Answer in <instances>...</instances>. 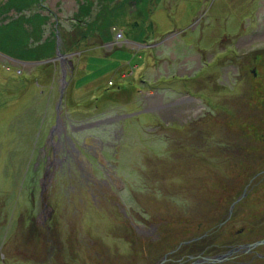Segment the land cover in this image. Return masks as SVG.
Instances as JSON below:
<instances>
[{
    "label": "rangeland",
    "instance_id": "obj_1",
    "mask_svg": "<svg viewBox=\"0 0 264 264\" xmlns=\"http://www.w3.org/2000/svg\"><path fill=\"white\" fill-rule=\"evenodd\" d=\"M18 1L0 0L2 264H151L204 234L207 255L264 238V0H28L31 19ZM234 256L264 264V246Z\"/></svg>",
    "mask_w": 264,
    "mask_h": 264
},
{
    "label": "flooded vegetation",
    "instance_id": "obj_2",
    "mask_svg": "<svg viewBox=\"0 0 264 264\" xmlns=\"http://www.w3.org/2000/svg\"><path fill=\"white\" fill-rule=\"evenodd\" d=\"M61 127L62 126L60 124H58L57 128L53 131V133H55V134L57 133L59 136V133H62L64 131L61 129ZM26 176H27V174L23 178L26 179ZM44 177H46V174L44 175ZM28 178L34 179L33 176H31V177L29 176ZM42 184H43V182H38V186L43 189L44 186ZM29 194H31V197H33V192H31ZM40 194L42 195L43 191L40 192ZM46 210H47V207H46V205H44L42 208V215L43 216H44ZM48 215H50V212L48 213ZM226 219H227V217H226ZM226 219H225V221H226ZM31 221L35 222L34 219H32ZM38 221L42 223V221H40V220H38ZM148 227H150V231L154 230V227L152 225H149ZM220 227H222V224L220 225ZM143 234H145V233H143ZM144 236L150 237L153 241H157V239H158L157 235H144ZM207 237H208V234H204L203 236H200L197 238H191L188 241H180L175 245V249H173L172 251H170L168 253L163 254V256H161V258H159L158 260L152 261L151 264H193L194 262H196L198 259H200L202 257H212V256L222 254V252H220V253H215V254L209 253L207 255L206 252L209 251V249H210V246L208 244H206ZM0 238H1L0 239V250H2L4 247V244L6 242V239H7V235L0 236ZM34 239H37V235H35ZM15 242H16V240H15ZM241 246L244 247L241 251H245L246 254L250 253V251H247L245 249L247 247L246 245H241ZM232 247H234V246L227 247L226 251L233 249ZM238 247H240V246H238ZM30 248H34V246L30 242V239L29 240H22L21 242H18L15 245H13V251H14V254H15L17 259L20 256L24 255L23 254L24 249H30ZM26 251H27V254L32 252L30 250H26ZM241 251H239V252H241ZM239 252L234 253L232 255V257L229 258V260L227 262H230L235 257L234 255L238 254ZM4 260H5L4 254L0 253V264L4 263ZM227 262H225V263H227ZM41 263L44 264V261H42ZM15 264H17V263H15Z\"/></svg>",
    "mask_w": 264,
    "mask_h": 264
},
{
    "label": "water",
    "instance_id": "obj_3",
    "mask_svg": "<svg viewBox=\"0 0 264 264\" xmlns=\"http://www.w3.org/2000/svg\"><path fill=\"white\" fill-rule=\"evenodd\" d=\"M57 56L59 57L60 61H62V57L59 51H57ZM64 83V80H63ZM62 102V95H60V99H59V103ZM245 192L242 194L241 197H239L235 202H233L230 206L229 212H228V218H230L231 213L233 211V208L235 207V205L242 199V197H244ZM259 246H264V238L260 241H257L255 243H252L250 245H247V247L245 248L247 251H250L251 249H255ZM244 247H240V248H233L230 249L220 255H216V256H212V257H202L200 259H198L196 262H194L193 264H222L225 263L229 260V258L232 257V255L234 253L239 252L240 250H242Z\"/></svg>",
    "mask_w": 264,
    "mask_h": 264
},
{
    "label": "trees",
    "instance_id": "obj_4",
    "mask_svg": "<svg viewBox=\"0 0 264 264\" xmlns=\"http://www.w3.org/2000/svg\"><path fill=\"white\" fill-rule=\"evenodd\" d=\"M18 1V0H17ZM21 1H23V2H20V1H18V6H20V9H18L19 11H21L20 12V17L19 18H21V19H31L32 18V16L33 15H35V12H36V4H32V3H29V5L27 4V1L28 0H21ZM132 25V28H138L139 27V20H137L136 22H134L133 24H131ZM120 32V31H119ZM120 35H121V38H122V34L120 33ZM123 36H124V38L123 39H125V40H127V41H131L132 39L134 40V38H133V36H132V34H131V32L130 31H124L123 32ZM132 36V37H131ZM109 41H110V38H109V40L108 41H106V43L108 44L109 43ZM145 42H147V40H144ZM138 43V42H137ZM102 44H104V43H102ZM139 44V43H138ZM140 46H142V45H140ZM61 47H65V45H64V43H63V46H61ZM163 46H159L158 48H157V50L158 49H160V48H162ZM188 48V47H187ZM66 50H64V52L67 54V55H72V54H74V53H78V52H75V51H73V52H71V51H69L67 48H65ZM185 51H188V49H185V48H183ZM190 49V48H189ZM40 50V49H39ZM34 51V50H33ZM159 57H161V56H159ZM156 58H157V56H156ZM127 59L130 61L131 59H132V57L131 56H129V54L127 55ZM51 60V59H50ZM176 76V75H175ZM178 77H180L179 75H177ZM157 81H159V80H157ZM144 82L145 81H143V82H141V83H143L144 84ZM141 86H142V84H141ZM142 89V88H141Z\"/></svg>",
    "mask_w": 264,
    "mask_h": 264
},
{
    "label": "crops",
    "instance_id": "obj_5",
    "mask_svg": "<svg viewBox=\"0 0 264 264\" xmlns=\"http://www.w3.org/2000/svg\"><path fill=\"white\" fill-rule=\"evenodd\" d=\"M157 8H158V10L160 9V6L159 5H157ZM154 19V18H153ZM64 24V23H63ZM65 25V24H64ZM69 29V28H68ZM70 30V29H69ZM73 30V28L70 30V31H72ZM127 31V30H126ZM109 36H107L106 38H105V40H104V42H105V44H107L106 43V41H108L109 40ZM143 46H140L139 45V48H142ZM128 54V53H127ZM74 54H72V55H68V56H73ZM121 57V58H126L125 56H127V55H125L124 56V54H122V53H120V54H118V56H116V55H113L112 57H109V58H107L108 60L110 59V58H114V57ZM127 59V58H126ZM89 61L91 62V63H93V64H97V63H99V62H107V60H105V59H102V60H92V59H89ZM49 62H52L51 60L49 61ZM38 65H40V64H38ZM94 65V66H95ZM94 71H92V73H93ZM85 77H87V76H85Z\"/></svg>",
    "mask_w": 264,
    "mask_h": 264
},
{
    "label": "built area",
    "instance_id": "obj_6",
    "mask_svg": "<svg viewBox=\"0 0 264 264\" xmlns=\"http://www.w3.org/2000/svg\"><path fill=\"white\" fill-rule=\"evenodd\" d=\"M121 37V35H119Z\"/></svg>",
    "mask_w": 264,
    "mask_h": 264
}]
</instances>
